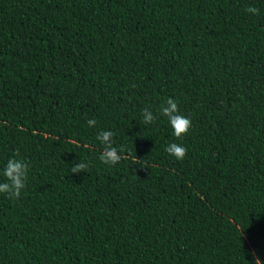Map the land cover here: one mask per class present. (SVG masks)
<instances>
[{"label": "trees", "instance_id": "16d2710c", "mask_svg": "<svg viewBox=\"0 0 264 264\" xmlns=\"http://www.w3.org/2000/svg\"><path fill=\"white\" fill-rule=\"evenodd\" d=\"M14 153L0 264H264V0H0V182Z\"/></svg>", "mask_w": 264, "mask_h": 264}, {"label": "clouds", "instance_id": "9594fccd", "mask_svg": "<svg viewBox=\"0 0 264 264\" xmlns=\"http://www.w3.org/2000/svg\"><path fill=\"white\" fill-rule=\"evenodd\" d=\"M245 11L252 15H257L259 10L255 7L249 6ZM160 113L163 117L167 118L172 129V134L177 140L186 136L192 128L191 119L181 114L180 107L177 101L173 98H167L164 101ZM142 116L145 125H151L157 119L149 108H144L142 110ZM86 123L90 128L96 126V120L94 119H89ZM96 140L102 145L99 160L103 164L111 167L121 162L124 158L121 154L123 150H118L117 147H115L114 132L111 130H102L96 135ZM164 150L176 161H182L187 154V148L182 144L175 142L169 143ZM17 155L18 153H14L11 158L7 159L2 171L4 181L0 182V194H4L11 200L20 198L21 192L25 189L28 181L29 162L24 159H17ZM88 167L89 165L86 162H76L74 166L70 168V172L73 174L84 173ZM249 255L253 257V264H262L254 251L249 252Z\"/></svg>", "mask_w": 264, "mask_h": 264}]
</instances>
